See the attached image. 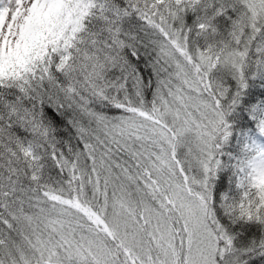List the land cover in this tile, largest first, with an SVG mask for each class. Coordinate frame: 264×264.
I'll return each mask as SVG.
<instances>
[{
	"label": "snow or ice",
	"instance_id": "snow-or-ice-1",
	"mask_svg": "<svg viewBox=\"0 0 264 264\" xmlns=\"http://www.w3.org/2000/svg\"><path fill=\"white\" fill-rule=\"evenodd\" d=\"M0 264H264V0H0Z\"/></svg>",
	"mask_w": 264,
	"mask_h": 264
}]
</instances>
